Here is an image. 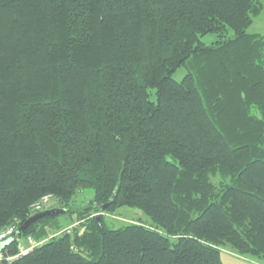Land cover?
I'll return each instance as SVG.
<instances>
[{
  "label": "trees",
  "instance_id": "16d2710c",
  "mask_svg": "<svg viewBox=\"0 0 264 264\" xmlns=\"http://www.w3.org/2000/svg\"><path fill=\"white\" fill-rule=\"evenodd\" d=\"M263 1L0 0L3 264L264 262Z\"/></svg>",
  "mask_w": 264,
  "mask_h": 264
},
{
  "label": "rangeland",
  "instance_id": "374dc122",
  "mask_svg": "<svg viewBox=\"0 0 264 264\" xmlns=\"http://www.w3.org/2000/svg\"><path fill=\"white\" fill-rule=\"evenodd\" d=\"M264 3V1H263ZM250 33H257L264 35V11L254 19L252 26L248 30ZM200 40L207 45H211L219 40V37L215 34H208L200 38ZM185 70H178L173 78L177 81H181L185 76ZM93 196L92 191L88 190L84 194H81L76 199V204L88 202ZM47 201L43 203V207L41 209L51 210L53 207H58V203L56 200L46 198ZM81 205V204H80ZM40 209V210H41ZM148 222L149 218L138 209L132 208H122L119 210L117 214L114 216H110L108 219V223L112 228H120L129 222ZM21 245H28L27 239L20 240ZM222 261L223 264H264V262H260L251 257H240L236 255L230 248H225L222 250Z\"/></svg>",
  "mask_w": 264,
  "mask_h": 264
},
{
  "label": "water",
  "instance_id": "95a60500",
  "mask_svg": "<svg viewBox=\"0 0 264 264\" xmlns=\"http://www.w3.org/2000/svg\"><path fill=\"white\" fill-rule=\"evenodd\" d=\"M60 212L62 211L58 209H54V210L45 211L43 213L37 214L33 216L32 218H30L19 229H17L7 240H5L4 242L0 244V252L6 247H8L9 245H11L20 235H22L26 231V229L30 226V224L34 223L38 218H41L47 215H54Z\"/></svg>",
  "mask_w": 264,
  "mask_h": 264
},
{
  "label": "built area",
  "instance_id": "2783aa9c",
  "mask_svg": "<svg viewBox=\"0 0 264 264\" xmlns=\"http://www.w3.org/2000/svg\"><path fill=\"white\" fill-rule=\"evenodd\" d=\"M46 201H47V199H44L43 203L46 202ZM40 209H41V204H39L36 207V210H40ZM14 232H15V230L13 228H9V229L1 232L0 233V244L2 242H4L5 240H7ZM27 240H28V245H26V244H24V245L20 244L19 245L20 254L17 255L16 257L26 254L27 252L32 250L33 247L36 245V243L31 238H28ZM0 264H3V255H2L1 252H0Z\"/></svg>",
  "mask_w": 264,
  "mask_h": 264
},
{
  "label": "bare ground",
  "instance_id": "6f19581e",
  "mask_svg": "<svg viewBox=\"0 0 264 264\" xmlns=\"http://www.w3.org/2000/svg\"><path fill=\"white\" fill-rule=\"evenodd\" d=\"M43 200H44V199H43ZM41 204H42V203H41ZM41 207H42V206H41ZM34 247H35V246H34ZM34 247H33V248H34Z\"/></svg>",
  "mask_w": 264,
  "mask_h": 264
}]
</instances>
